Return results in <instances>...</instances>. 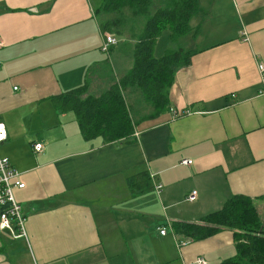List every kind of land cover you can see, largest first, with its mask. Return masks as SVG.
I'll return each instance as SVG.
<instances>
[{
    "label": "crops",
    "instance_id": "1",
    "mask_svg": "<svg viewBox=\"0 0 264 264\" xmlns=\"http://www.w3.org/2000/svg\"><path fill=\"white\" fill-rule=\"evenodd\" d=\"M102 3L0 0V155L25 185L14 194L27 238L0 231V264H222L236 255L232 231L179 247L173 225L200 223L241 195L264 230V0H198L188 49L197 53L168 95L184 115L144 120L112 143L84 140L52 101L86 84L98 96L131 68L118 78L109 62L120 44L101 50L110 22H100Z\"/></svg>",
    "mask_w": 264,
    "mask_h": 264
},
{
    "label": "trees",
    "instance_id": "2",
    "mask_svg": "<svg viewBox=\"0 0 264 264\" xmlns=\"http://www.w3.org/2000/svg\"><path fill=\"white\" fill-rule=\"evenodd\" d=\"M123 8H130L146 19L135 39L128 72L98 96L90 95L86 84L52 99L59 111L74 115L84 140L100 138L105 143L116 142L130 138L135 126L144 120L168 111L174 117L184 115L170 109L169 89L176 71L188 66L197 52L180 47L165 49L157 57L156 48L164 33L171 44L188 35L197 38L199 31L190 22L199 12L198 0H103L100 10L121 13ZM113 25L108 22L106 31L119 34ZM125 93L135 96L137 104L146 103L150 113L135 117L140 111L128 105ZM139 178L147 181L145 174ZM135 180L130 178L128 185L134 187ZM173 230L181 240L190 242L230 230L236 255L222 264H264V230L252 200L246 196H232L220 210L206 215L200 223H176Z\"/></svg>",
    "mask_w": 264,
    "mask_h": 264
},
{
    "label": "built area",
    "instance_id": "3",
    "mask_svg": "<svg viewBox=\"0 0 264 264\" xmlns=\"http://www.w3.org/2000/svg\"><path fill=\"white\" fill-rule=\"evenodd\" d=\"M247 39L243 42H246ZM118 45L117 39L111 34L103 35V45L101 50L104 53L109 54L112 47ZM2 42L0 39V47ZM2 63L0 62V68ZM257 70L261 77H264V60L257 62ZM260 96H264V87L259 91ZM8 139L7 129L4 123H0V145L6 142ZM33 151L36 154H44V147L41 143H35L32 146ZM182 165H191V160H183ZM21 173L18 172L11 164L8 158L2 157L0 155V231H5L11 234L14 238H22L27 240L24 231L25 216L22 212V206L16 200L14 189L24 188V184L20 181ZM156 190L160 191L161 186L157 185ZM196 197V192H192L188 196L187 200L193 201ZM159 233L165 235L166 229L159 228ZM179 247H183L190 243L189 240H180L177 242ZM195 264H207L203 258H197Z\"/></svg>",
    "mask_w": 264,
    "mask_h": 264
},
{
    "label": "rangeland",
    "instance_id": "4",
    "mask_svg": "<svg viewBox=\"0 0 264 264\" xmlns=\"http://www.w3.org/2000/svg\"><path fill=\"white\" fill-rule=\"evenodd\" d=\"M94 4L96 5L97 0H93ZM216 13L210 12L208 16V20L210 24L218 25L221 22L215 20ZM100 19V17H99ZM106 21L112 22V24L116 25L114 30H119V34L115 33V38L117 39L118 43L120 44L115 50L116 55L109 62V67L115 68V74L118 78L123 76L127 70L132 65V55H131V47L133 41L130 40L136 39L137 35H139L144 27L146 19L142 16L136 15L130 8H123L121 13L120 12H112L108 13L105 16V19H100V22L104 23ZM218 28V27H216ZM135 34V36H133ZM192 40V42H191ZM121 41V42H120ZM180 47H185L186 50L188 49H195L196 43L194 42L191 35L185 36L179 39L176 43L171 44L168 40L167 33H164L162 37L158 40V46L156 49V56L159 57L162 55V51L164 49H178ZM105 85V84H104ZM99 88L100 86H96ZM126 100L129 106L132 108L136 107L140 113L135 115V117L141 116V114H148L150 113V109L146 106V103L137 104L134 99L135 96L131 94H126Z\"/></svg>",
    "mask_w": 264,
    "mask_h": 264
}]
</instances>
